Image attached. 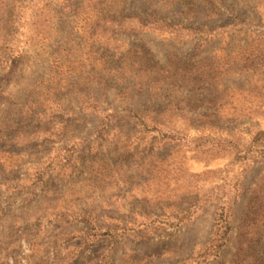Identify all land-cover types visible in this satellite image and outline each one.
<instances>
[{
	"label": "rangeland",
	"instance_id": "1",
	"mask_svg": "<svg viewBox=\"0 0 264 264\" xmlns=\"http://www.w3.org/2000/svg\"><path fill=\"white\" fill-rule=\"evenodd\" d=\"M105 1L0 0V264H264V0Z\"/></svg>",
	"mask_w": 264,
	"mask_h": 264
},
{
	"label": "trees",
	"instance_id": "2",
	"mask_svg": "<svg viewBox=\"0 0 264 264\" xmlns=\"http://www.w3.org/2000/svg\"><path fill=\"white\" fill-rule=\"evenodd\" d=\"M112 3L113 2L111 0H107L104 3L100 2L94 5V9H97V6L100 9L101 6L107 5L104 9L101 8L98 14L96 13L98 18L97 23L99 24L97 26V37L101 42L100 46L106 48L107 50L109 49L110 44H120L121 41L119 40V38H117V33H132L135 32L137 28L138 31L142 32L157 31L162 29L172 31L173 29L177 28L175 27L176 25L170 26L169 24L164 23L161 19H154L153 15H149L145 19L121 16V14H119V5H112ZM70 8L72 16L76 19L78 16L77 10H81L82 8H79L77 5L76 7L71 5ZM185 30L189 29L185 28ZM108 58L109 57L102 55L100 57V60L104 62ZM121 112L126 114L125 118L132 119L136 123L139 122L140 124H143L144 122L142 114L129 109H125ZM255 141L257 143H264V132H259L255 137ZM75 152H77V150L72 151V153ZM72 153L69 152V156H71V158H75V155H73ZM253 210L254 207L251 208V212L249 213L250 215L247 216V222L250 221L252 215L254 214ZM230 232L231 225L228 215L226 214L224 209H221L220 212L217 213V217L215 219V231L213 233V238L205 247L204 259H218L221 257L222 251L226 249L230 243Z\"/></svg>",
	"mask_w": 264,
	"mask_h": 264
}]
</instances>
